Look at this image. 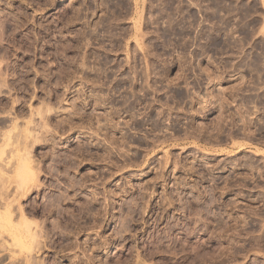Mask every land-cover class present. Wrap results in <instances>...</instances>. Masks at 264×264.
<instances>
[{"label":"rangeland","instance_id":"1","mask_svg":"<svg viewBox=\"0 0 264 264\" xmlns=\"http://www.w3.org/2000/svg\"><path fill=\"white\" fill-rule=\"evenodd\" d=\"M0 85V264H264V0H0Z\"/></svg>","mask_w":264,"mask_h":264},{"label":"bare ground","instance_id":"2","mask_svg":"<svg viewBox=\"0 0 264 264\" xmlns=\"http://www.w3.org/2000/svg\"><path fill=\"white\" fill-rule=\"evenodd\" d=\"M10 124H12V123H10ZM27 124H29V122ZM6 126L7 125H5V127ZM9 127H10V125L8 126V128ZM4 128L2 127V129H4ZM8 128L5 131H2V133L0 135V138H1L0 141H1V143H3V146L1 145L2 149H4L6 147V145H9L12 148V146L7 143L9 137H10V142H11V137H12V140H13V138H16L15 139L16 141H18L17 138L19 140L21 138L22 143H21V141L16 142V143H20V144H19V146L18 145L15 146V147H17V149L16 148L14 149L15 154L12 153V155H14V157L12 156V159H10L12 161L14 160V162L13 163H11L12 161L9 162V165L11 163L13 166L12 165H10V166L14 167L13 168L14 175L13 176L6 175L3 172V171H5V169L3 168V171H1L2 168H0V186H2V188L1 187L0 188L3 189L4 186H6L8 188L10 185H8V184L5 185L8 182L11 184L12 183L16 184L15 185L16 190L14 189L15 190L14 195H11V196H13L12 199H8V196H10L8 192H6V194H2V193L0 194V208L3 209V212L0 213V218H3L4 220L11 219V217L13 218L14 213L17 212L16 210L14 211V208H15L14 203H17L16 202L17 197H21L23 195L25 196L28 193V191L31 189V187L32 188L39 187L38 182H37L38 175H39L38 163H35V161L32 159V157L30 155V149H29L31 144H33L32 139L34 138V136L31 137V134L28 130V127H27L26 131H25V129H23L24 132H20L19 128H17L15 123L12 124L9 129ZM11 134H12V136H10ZM14 136H16V137H14ZM28 139H30L31 143H28V141H27ZM26 141L28 144H26ZM16 143H15V145H16ZM11 151H13V150H11ZM1 152L2 151L0 150V156H1V154H4V152L3 153H1ZM23 174H24L25 178H23L22 179L23 181H21L20 178H22L21 175H23ZM6 187H4L5 188L4 191H6V189H7ZM7 193H8V195H7ZM56 199L58 200V198H56ZM15 205H18V203ZM12 213H13V215H12ZM18 213L20 214V219H19V221L17 220L18 225L13 226L15 228V231H17L19 234L21 233V237H23L24 239L29 238L33 242L34 241L35 242L37 241V243H38V241L40 242V240L38 239L39 237H41L38 234L39 232H35V231L31 230L32 225L34 227V226H36V224L34 222H33L34 223L33 224V223L29 222L30 220L28 221V219H26V217L24 216L25 213H23L20 206L18 208ZM33 242L32 243L30 242V243L34 244L35 242L34 243ZM37 243H35V244L39 246L40 243H38V244ZM36 245L34 247H36Z\"/></svg>","mask_w":264,"mask_h":264}]
</instances>
